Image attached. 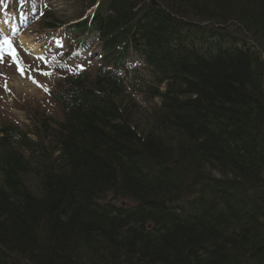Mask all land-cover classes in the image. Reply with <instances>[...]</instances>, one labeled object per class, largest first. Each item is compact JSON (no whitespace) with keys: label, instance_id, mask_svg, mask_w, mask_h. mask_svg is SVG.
<instances>
[{"label":"trees","instance_id":"trees-1","mask_svg":"<svg viewBox=\"0 0 264 264\" xmlns=\"http://www.w3.org/2000/svg\"><path fill=\"white\" fill-rule=\"evenodd\" d=\"M71 27L102 63L62 79L60 119L0 123V264H264V0H103Z\"/></svg>","mask_w":264,"mask_h":264},{"label":"rangeland","instance_id":"rangeland-1","mask_svg":"<svg viewBox=\"0 0 264 264\" xmlns=\"http://www.w3.org/2000/svg\"><path fill=\"white\" fill-rule=\"evenodd\" d=\"M81 1L39 0L37 3H30L28 0H0V41L7 36L18 58L17 63L6 46L0 51V123L12 122L29 130L34 116L44 113L52 120L60 119L62 113L55 95L60 92L62 78L79 70L92 76L99 63V45L91 46L87 42L83 48L86 51L72 53L73 46L67 40L70 37L77 39L76 36L67 34V25L89 13L82 12ZM50 13L65 25L60 29H46L43 26V17H39L48 16ZM8 19L16 22L18 33L10 35L2 28ZM85 33L84 40L88 31ZM62 34L67 38L61 37ZM25 42L34 46L35 50H26L22 44ZM67 52H71L69 57L63 55ZM18 69H23V74ZM128 93L143 109L152 105V102L146 101L140 94L131 91ZM155 101L158 102L157 99ZM119 200L116 203L121 202Z\"/></svg>","mask_w":264,"mask_h":264},{"label":"snow or ice","instance_id":"snow-or-ice-1","mask_svg":"<svg viewBox=\"0 0 264 264\" xmlns=\"http://www.w3.org/2000/svg\"><path fill=\"white\" fill-rule=\"evenodd\" d=\"M5 46L7 47L9 54L12 55L13 59L18 63V58L16 56L15 50L12 48L11 41L7 36H5L2 41H0V51H3ZM0 59H2V56H0ZM18 70L21 71V73L23 74V69H18ZM43 74L50 75V73H43ZM5 87H7L6 84Z\"/></svg>","mask_w":264,"mask_h":264},{"label":"bare ground","instance_id":"bare-ground-1","mask_svg":"<svg viewBox=\"0 0 264 264\" xmlns=\"http://www.w3.org/2000/svg\"><path fill=\"white\" fill-rule=\"evenodd\" d=\"M4 28H8L9 30L15 31L16 30V22L13 19H9L6 22V26ZM24 47L29 50H35L34 46L29 45L28 42L22 43Z\"/></svg>","mask_w":264,"mask_h":264}]
</instances>
